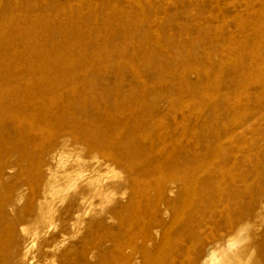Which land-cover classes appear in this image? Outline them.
Here are the masks:
<instances>
[{
    "label": "rangeland",
    "instance_id": "1",
    "mask_svg": "<svg viewBox=\"0 0 264 264\" xmlns=\"http://www.w3.org/2000/svg\"><path fill=\"white\" fill-rule=\"evenodd\" d=\"M14 74L87 93L0 120V264H264V0H0Z\"/></svg>",
    "mask_w": 264,
    "mask_h": 264
},
{
    "label": "bare ground",
    "instance_id": "2",
    "mask_svg": "<svg viewBox=\"0 0 264 264\" xmlns=\"http://www.w3.org/2000/svg\"><path fill=\"white\" fill-rule=\"evenodd\" d=\"M0 83H5L7 87L0 84V113L2 114L0 120H7L8 124H11L19 133H23L27 139L42 136L43 129L50 123L56 124L59 128L66 124L68 135L76 137L73 132L79 123L73 109L76 104L86 101L87 89L83 87L81 93L75 95L74 78L43 74H14L9 79L0 76ZM0 138L2 139L1 134ZM84 138H86L85 135ZM96 145L101 150L100 142ZM194 179L192 177L191 181ZM178 181L183 188L185 181L182 178Z\"/></svg>",
    "mask_w": 264,
    "mask_h": 264
}]
</instances>
